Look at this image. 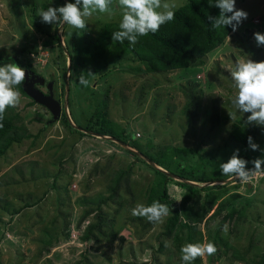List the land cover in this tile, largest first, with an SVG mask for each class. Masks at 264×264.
I'll list each match as a JSON object with an SVG mask.
<instances>
[{
    "label": "rangeland",
    "instance_id": "obj_1",
    "mask_svg": "<svg viewBox=\"0 0 264 264\" xmlns=\"http://www.w3.org/2000/svg\"><path fill=\"white\" fill-rule=\"evenodd\" d=\"M167 2L175 4L176 9L185 0ZM64 4L63 0H0V56H12L20 64L28 65L43 79V84H50L60 105L67 78L63 114L70 122L68 126L57 120L48 122V111L29 105L22 95L20 105L11 108L21 116L28 133L35 135L40 129L42 132L34 140L24 139L21 144L12 145L0 157V264H166L165 254L151 258L158 241L164 247L171 246L170 239L159 236L165 218L147 228L140 224L136 227V221H126L133 216L132 208L143 203L141 199L135 200L131 209L118 203L129 197L125 187L140 192L155 181L146 166L134 158L133 155L140 157L139 153L125 145L133 151L130 154L109 139L87 134L81 137L74 131L76 127L83 131L102 101L106 108L98 109L106 111V119L113 123L114 130H127L138 137L139 145L150 141L154 147L186 149L181 153L183 166L196 169L212 181L194 182L195 187H212L216 193L220 190L217 187H222L213 204L204 201V192L199 193L198 202L204 203L206 211L199 224L202 233L228 240L242 250L249 246L248 257H263L264 175L240 183L221 175L219 165L227 162L236 149L241 158L249 161L248 169L253 168L251 161L259 157L260 151L241 150L240 144L229 139L233 125H237L235 119L246 121L250 115L239 112L232 103L237 89L232 86L230 71L237 61H264V46L258 47L253 38L256 32L264 34V0H236V8L247 12L248 18L225 38L222 46L206 56L203 66L149 75L133 56H126L98 73L92 72L95 78L87 77L89 70L78 67L71 59L84 41L97 37L103 23L121 20L122 14L115 9L111 17L94 14L85 31L41 22L37 15L40 9ZM66 52L70 55L67 74ZM81 74L89 79L88 87L79 84ZM187 82L193 94L199 95L194 108L180 92ZM39 91L44 93L45 88ZM248 126L249 135L263 129ZM253 140L261 145L259 136ZM121 172L119 199L98 208L97 200L108 196L107 186ZM176 182L167 183L175 206L183 194ZM65 184H69L67 193L62 191ZM77 199H85L88 204L77 206ZM34 200H38L34 206L22 208L25 202ZM12 210L19 212L11 215ZM84 211L89 212L86 217L82 215ZM97 212L111 220L113 240L92 231L94 238L81 241L84 228L94 223ZM141 228L146 230L138 236ZM108 231L105 229V233ZM208 257L199 258V264H207ZM172 264H177L175 257ZM214 264L253 263L237 262L227 256Z\"/></svg>",
    "mask_w": 264,
    "mask_h": 264
},
{
    "label": "trees",
    "instance_id": "obj_2",
    "mask_svg": "<svg viewBox=\"0 0 264 264\" xmlns=\"http://www.w3.org/2000/svg\"><path fill=\"white\" fill-rule=\"evenodd\" d=\"M215 0H185V2L175 11V18L173 21L161 26L160 30L155 34H149L144 37H140L138 43L135 46L129 45L127 41L123 44L114 42L111 39V34L114 31L119 30V23L121 20L114 22L103 23L99 29L97 37L93 41H84V44L76 51L75 56L71 59L75 65L82 69L90 70L93 73L110 67L114 62L121 60L126 56H133L134 59L142 66L145 73L149 75H157L161 73H167L172 71H183L195 67L203 66L206 56L214 52L217 48L222 46L225 38L232 33L230 27L213 29L208 21V16H219V9L210 7ZM55 39L58 41L57 35ZM70 58V55L68 54ZM14 62L24 69H29L28 65L20 64L18 60L12 56H0V66L6 63ZM18 90L21 95L29 100V105H37L31 99H29L22 91L21 85L18 86ZM186 103L194 108L199 100V95L193 94V90L189 87V82L180 87ZM42 107V106H41ZM106 108V102H99V106L89 117L87 125L82 128L83 131H88L95 135L111 137L120 144L126 145L129 148H133L142 157L133 155L137 162H140L153 174L155 179L154 183L150 186H145L142 190L133 191L128 190L129 197L121 199L118 203L127 208H132V203L135 200L141 199L143 204L150 205L153 201H159L162 204H166L169 209V215L165 217L164 224L162 226V233L159 236L170 239V245L168 248L164 247L162 241H158L157 248L152 250L151 258L154 260V255L162 253L166 256V264H172V259L175 257L177 264H181L180 261V248L187 243H206L213 242L217 248V252L213 256H209L207 264H214L222 257L229 256L237 262H247L255 264H263L264 256L256 259L255 256L248 257L250 247L246 246L243 250L239 247L233 246L228 240L223 241L218 236L206 232L202 233L199 228V224L205 217L206 211L204 203H199V193L204 192V201L209 204H213L219 191L222 187H217V193L213 192L212 187H195L183 182H176L172 178L167 177L161 171L150 166L144 159H147L155 166L163 169L167 173L182 179L184 181L205 183L211 181L209 178L202 176L201 173H197L196 169L183 166L181 159V153L187 152L186 149L161 146L154 147L150 141H146L144 145H139L136 142L138 137H134L127 130L113 129V123L106 119V111H100L98 108ZM51 119L48 115V122ZM242 119H235L237 125H233L232 130L229 133V139L235 141L241 145V150L248 147L247 138L251 136L255 139L259 136L260 148L264 149V127L260 133L254 134L251 132L249 135L250 127L244 125ZM57 122L61 124L69 125L66 116L63 112H60ZM79 136H86L81 130L76 127L74 129ZM42 129H40L35 135L27 132L26 127L22 121L21 116L17 113H13L11 108H8L3 120V127L0 128V157L4 156L11 148L12 145H19L25 139H36ZM89 135V134H87ZM139 136V135H137ZM127 139H129L127 141ZM254 141V140H253ZM34 142V141H33ZM31 142V145L34 143ZM120 147V146H119ZM126 153L128 151L124 150ZM130 153V151H129ZM131 154V153H130ZM259 158H264V153L260 151ZM249 168L248 166H246ZM121 172L114 178L111 185L107 186L109 194L106 198L98 199L96 206L100 204H106L110 200H118L119 189L122 180ZM125 173H128L125 172ZM127 181V180H125ZM176 182L178 186L183 188V194L180 196L179 202L176 205L174 199L169 196L167 191V183ZM212 182V181H211ZM69 185V184H68ZM68 185L62 186V191L67 193ZM64 200L62 199L61 202ZM38 200H34L31 203L25 202L24 208L34 206ZM117 202V201H116ZM62 204V203H61ZM77 206L87 205V200L77 199ZM99 208V207H98ZM119 209V208H118ZM19 210H12L11 215L17 214ZM88 211L82 213L83 216L88 215ZM84 217V218H85ZM57 218L54 220L56 221ZM81 219V218H80ZM136 221V227L138 224L141 227H149V223L146 218L141 217H129L126 221L132 224ZM138 221V222H137ZM63 222V220L61 221ZM106 222L110 224H106ZM134 224V226H135ZM107 225V226H106ZM111 220L107 221L100 212L96 213V220L94 223L87 225L84 228V232L81 236V241H87L90 238H94L95 235L92 231H95L99 237H103L108 241H112L114 238L113 227ZM108 227V228H107ZM141 228V229H142ZM105 229L109 230L105 233ZM47 231L46 228H44ZM138 232V236L142 231ZM92 236V237H91ZM207 256V255H206ZM205 256V257H206ZM197 258L194 264H199L200 261Z\"/></svg>",
    "mask_w": 264,
    "mask_h": 264
},
{
    "label": "clouds",
    "instance_id": "obj_3",
    "mask_svg": "<svg viewBox=\"0 0 264 264\" xmlns=\"http://www.w3.org/2000/svg\"><path fill=\"white\" fill-rule=\"evenodd\" d=\"M176 5L167 0H74L66 2L63 6H49L47 10L40 9L37 15L41 22L48 25H57L63 28L65 25L74 29L85 31L88 27L87 21L94 14H107L111 17L115 11L122 14L119 30L111 34L114 42L123 44L125 41L135 46L140 37L149 34L155 35L162 25L169 23L175 18ZM210 7L218 8L219 16H208V21L213 29L230 27L236 32L247 20L248 13L236 8V0H215ZM258 47L264 46V34L256 32L253 34ZM87 77L95 78L90 70ZM232 86L237 93L232 99L235 108L241 113H250L244 124L264 127V61L255 62L252 59L237 61L235 68L230 71ZM26 80V70L14 62L0 66V128L8 108H16L21 103V93L18 86ZM79 84L83 87L89 86V79L85 74L78 77ZM234 116V114H233ZM249 149L261 151L264 149L253 142V138H247ZM249 161L239 155L236 149L227 162L219 165L221 175L230 176L240 183L251 181L257 175H264V158H255L251 161L252 169L246 166ZM170 209L166 204L153 201L150 205L137 203L131 210L135 217L146 218L149 223H162L169 215ZM228 226L224 225V231ZM217 248L213 242L187 243L180 248L181 264H194L197 258L213 256Z\"/></svg>",
    "mask_w": 264,
    "mask_h": 264
},
{
    "label": "water",
    "instance_id": "obj_4",
    "mask_svg": "<svg viewBox=\"0 0 264 264\" xmlns=\"http://www.w3.org/2000/svg\"><path fill=\"white\" fill-rule=\"evenodd\" d=\"M64 3L67 2V0H63ZM59 30V29H57ZM57 35V38L60 40V36L58 34V32L56 33ZM66 55L67 52H66ZM68 57V56H67ZM69 63H70V58L68 57L67 58V66H66V74L68 73L69 71ZM24 69V68H23ZM26 70V80L23 82V84L21 85V88H22V91L23 93L29 98L31 99L34 103L44 107L46 109V111H48V114L50 115L51 119L49 120V122H54L55 120H57L59 118V115H60V111L61 109L63 108V113L65 114L66 112V106H65V102H66V99H67V78L65 79V83H64V98H63V103L62 105H60V103L54 98L53 94H52V91H51V86L50 84H47V94L44 95L42 92H40L38 89H36L34 87V84L37 83L39 84L40 86L43 85V79L40 78L39 76L33 74L32 72H30L29 70L25 69ZM70 124V122H69ZM72 125V124H71ZM83 133H87L89 135H93L95 137H100V138H103V139H109L115 143H117L119 146H121L122 148H125L126 150L128 151H131L133 152L131 149H129L128 147H126L125 145L123 144H120L119 142H117L116 140H114L113 138L111 137H107V136H100V135H95L93 133H90V132H85V131H82ZM138 154V153H137ZM140 157H142L140 154H139ZM150 166H152L153 168L161 171L163 174H165L167 177H170L172 179H176V180H179L183 183H186V184H189V185H193V186H196V184L194 182H189V181H184L182 179H178L177 177L167 173L166 171L158 168L157 166H155L153 163H151L150 161H148L147 159H144ZM264 168V167H262ZM252 169V168H250Z\"/></svg>",
    "mask_w": 264,
    "mask_h": 264
},
{
    "label": "flooded vegetation",
    "instance_id": "obj_5",
    "mask_svg": "<svg viewBox=\"0 0 264 264\" xmlns=\"http://www.w3.org/2000/svg\"><path fill=\"white\" fill-rule=\"evenodd\" d=\"M27 70H29V69H27ZM30 72H32L33 74H35L33 71H31V70H29ZM34 87L36 88V89H38V90H40V88L41 87H44L45 88V92L43 93V94H47V84L46 83H44L42 86H40L39 84H37V83H35L34 84ZM52 91V94L54 95V92H53V89L51 90Z\"/></svg>",
    "mask_w": 264,
    "mask_h": 264
}]
</instances>
